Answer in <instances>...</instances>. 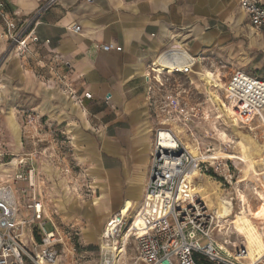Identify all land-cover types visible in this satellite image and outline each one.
<instances>
[{
  "label": "crops",
  "instance_id": "obj_1",
  "mask_svg": "<svg viewBox=\"0 0 264 264\" xmlns=\"http://www.w3.org/2000/svg\"><path fill=\"white\" fill-rule=\"evenodd\" d=\"M48 1L0 3L10 18L24 21ZM34 22L30 53H9L0 16L5 102L13 108L21 103L65 126L104 226L126 201L133 213L144 196L159 127L151 115L163 91L158 81L182 74L167 76L155 68L154 80L151 64L159 53L177 49L194 57L192 72L184 74L194 80L199 62L218 53V46L239 33L259 32L239 0H54ZM57 74L82 102L68 95Z\"/></svg>",
  "mask_w": 264,
  "mask_h": 264
},
{
  "label": "built area",
  "instance_id": "obj_2",
  "mask_svg": "<svg viewBox=\"0 0 264 264\" xmlns=\"http://www.w3.org/2000/svg\"><path fill=\"white\" fill-rule=\"evenodd\" d=\"M53 1L49 0L24 21L10 18L0 3L3 36L10 42L9 53H30L27 41L34 38V19ZM239 4L254 29L264 28V0H239ZM163 56L178 59L172 73L163 70L167 76L192 72L197 62L188 58L181 63V51L164 50L151 64L154 80L156 61ZM56 78L71 98L82 102L62 75L57 74ZM223 87L240 122L264 121V78L236 69ZM31 155L12 160V179L0 180V264H57L56 246L64 241L65 234L48 213L42 194L44 181L38 176ZM209 162V155L194 156L171 129L158 127L153 135L143 199L132 214L118 211L107 220L100 235L99 264H202V258L210 264H252L247 263L243 244L232 242L231 252L227 239L220 242L213 238L214 231L224 230L225 220L218 218L217 212L198 194L192 176L194 171L206 169ZM259 177L264 191V156ZM17 193L26 202L29 217L21 216ZM47 223L51 229L46 228ZM25 239L31 249L25 245ZM109 244L120 246L117 254L107 250ZM130 247L134 254L127 258ZM253 264H264V252Z\"/></svg>",
  "mask_w": 264,
  "mask_h": 264
},
{
  "label": "rangeland",
  "instance_id": "obj_3",
  "mask_svg": "<svg viewBox=\"0 0 264 264\" xmlns=\"http://www.w3.org/2000/svg\"><path fill=\"white\" fill-rule=\"evenodd\" d=\"M216 50L218 53L209 54L206 60L198 61L200 77L197 76L194 80L184 74H177L169 79L161 75L163 85L158 83V86L161 85L163 91L157 94L158 108L151 109V115L157 119L159 127L173 129L185 146L186 143L197 146V156L200 153L209 155L210 162L206 169L200 171L201 178H195V186L199 181L207 183L211 190L208 195L210 199L201 196L206 199L205 202L217 211L215 205L218 198L229 200L234 215L241 210L240 193L244 194L254 211L258 210L260 203L253 192L254 187L260 188L258 182L261 181L258 175L252 178L242 177L246 172L242 171L240 160L213 156L223 152L238 155L240 148L237 142L243 136L264 145V122L259 119H254L251 123L240 122L234 115L223 86L231 72L236 69L264 78V28L259 32L248 31V36L239 33L229 43H223ZM3 59L4 56L0 58V66ZM219 67L220 70L215 71ZM162 72L159 71L160 74ZM203 77H206L230 110L239 125V132L234 131L228 119L218 111V105L212 104ZM1 84L2 81L0 180L8 182L11 178L12 160L31 153L38 176L44 180L42 194L48 213L65 234L63 243L56 246L59 251L57 264H99L102 260L99 245L104 222L96 211L97 204L89 200L88 177L73 154L67 129L64 125L40 115L37 110L22 106L21 103L14 108L9 106L5 102V87ZM260 171L259 166L257 173L260 174ZM16 196L21 216L29 217L26 202L21 200L19 193ZM224 220V230L214 231L213 238L220 242L224 238L227 239L232 252L231 243H241L245 238L243 235L237 236V230H240L238 224H230L232 219ZM46 228L51 229L49 223ZM255 236L257 241L264 245V227L258 229ZM25 245L31 249L28 239H25ZM133 254V249L128 248L127 258Z\"/></svg>",
  "mask_w": 264,
  "mask_h": 264
},
{
  "label": "bare ground",
  "instance_id": "obj_4",
  "mask_svg": "<svg viewBox=\"0 0 264 264\" xmlns=\"http://www.w3.org/2000/svg\"><path fill=\"white\" fill-rule=\"evenodd\" d=\"M183 58L184 59H181L182 61L181 63L185 62L189 57L186 53H184ZM177 61L178 59L176 58H169L168 56L166 57L163 56L162 58L156 61V66L159 69L160 68L169 69L171 72H173L176 68L175 66H178L176 65ZM203 78H204L203 80L205 83L204 86L206 87V90L209 94L212 104L218 105L217 107L219 109L218 111H220V113L222 112L225 118L228 119L233 130L236 132H239L238 131L239 125L237 124L230 110L221 100L219 94L216 93V91L213 89L211 84L207 81L206 77H203ZM225 118L223 119L227 120ZM237 143L240 148V153L238 155L223 152L221 153V155H218V154L214 155L213 158H216L218 156H223L226 158L238 159L240 160L242 171L246 172L243 174L242 177L252 178V177H257L258 175V178H260L259 173H257V169L259 166L261 168V163H262L263 156H264V145H260L252 138L250 139L248 136H243L242 139L238 141ZM186 148H188L193 155L197 156L199 154L197 146H193V145H190L189 143H186ZM192 176H195V178L198 179V178H201L202 175L197 170V171H194ZM261 183L262 182H258V185L260 186V188H258L257 186L254 187V192H253L258 202L260 203V207L256 211L252 209L251 205L246 201V198L244 194L242 193L239 194V199H240V202L242 203L241 210L240 212H237L234 215H233L231 203L229 200H226L224 198H218L216 205L214 204L216 206V210H217L216 212H217L218 218H224L226 220L232 219V222L230 224L232 225L238 224V226L240 227V230H237L238 232L237 236L239 237L241 235L244 236L245 241L242 240L241 244H243L247 250V255L245 256L247 258V263H252V264L255 263L258 260V258L262 255V253L264 252V245L260 244L259 241H257V238L255 236V234L258 233V229L261 230L264 227V191L261 188ZM195 190L198 192L200 196L203 195V197L210 199L208 195L210 194L211 189L207 183H203L202 181L197 182V185L195 186ZM130 208H131L130 202L126 201L119 211L123 215H125L128 213ZM119 247L120 246L116 244H109L106 246L107 250L110 252H114V254L118 253Z\"/></svg>",
  "mask_w": 264,
  "mask_h": 264
},
{
  "label": "trees",
  "instance_id": "obj_5",
  "mask_svg": "<svg viewBox=\"0 0 264 264\" xmlns=\"http://www.w3.org/2000/svg\"><path fill=\"white\" fill-rule=\"evenodd\" d=\"M200 263H202V264H210V263H208L207 260H205V259H203V258L200 260Z\"/></svg>",
  "mask_w": 264,
  "mask_h": 264
}]
</instances>
